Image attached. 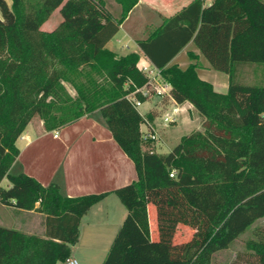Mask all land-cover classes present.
<instances>
[{"label": "trees", "instance_id": "1", "mask_svg": "<svg viewBox=\"0 0 264 264\" xmlns=\"http://www.w3.org/2000/svg\"><path fill=\"white\" fill-rule=\"evenodd\" d=\"M117 1L119 18L105 0H0V181L11 183L0 185V202L45 214L43 235L0 225V264H62L83 215L106 195L68 197L57 183L10 172L17 139L36 115L52 130L99 110L135 163L137 179L116 189L127 214L102 264H211L264 216V83L236 78L244 64L264 65V0H191L137 41L176 102H191L203 117L204 129L183 135L167 153L142 148L146 119L127 97L148 80L140 55L108 47L139 2ZM58 7L63 21L41 30ZM192 40L212 68L229 75L226 93L200 78L197 64L171 63ZM180 225L193 232L177 241ZM254 250L264 264V240Z\"/></svg>", "mask_w": 264, "mask_h": 264}, {"label": "crops", "instance_id": "2", "mask_svg": "<svg viewBox=\"0 0 264 264\" xmlns=\"http://www.w3.org/2000/svg\"><path fill=\"white\" fill-rule=\"evenodd\" d=\"M153 1L155 0H139L128 17L136 8H142L148 2ZM190 1L183 4L176 2L171 5L167 0H158L155 8L162 16L151 32L161 24L163 17L176 13ZM212 1L206 0L204 4H211ZM145 29L146 24L141 30L139 28L127 30L129 39L136 46L132 51L124 50L129 48V40L122 45L121 49L114 47L111 40L108 47L120 55L136 52L140 55L139 65L143 63L153 65L137 43L139 39L148 37V35L146 37L143 35ZM190 44H193V47ZM171 63H176L183 69L195 63L200 78L211 82L214 88L217 85L218 88L215 90L218 92L228 91L229 75L227 74V78L215 75L217 76L215 80H210V74L215 69L211 67L193 40L172 59ZM71 95L74 96L72 93ZM137 108L149 125H155L159 129L163 139L154 143L158 145L166 142L168 131L171 130V127L163 122L165 113L173 115L176 120V115L182 116V122L190 124L193 116L199 112L191 102L178 103L171 94L154 93L141 101ZM98 111L86 114L70 124L52 130L45 127L44 120L33 118L17 139L20 153L10 169L11 171L14 166L18 165L19 173L29 174L43 185L57 183L64 196L76 197L84 194L106 193L83 215L78 240L71 246L70 256L77 258L80 264L103 263L127 214V208L117 195L116 189L135 181L138 177L134 161L114 139L108 124L98 115ZM202 120L201 115L200 124L195 128H201ZM146 122L141 124L142 134L147 129ZM56 134L58 135L55 136ZM145 144L146 140L142 142L144 150H146ZM5 180L9 186L11 184L9 179L5 178ZM38 205L39 203L36 207ZM4 208L12 209L13 221L3 218L0 214V225L43 235L45 231L44 213L35 209L21 210L0 202V212ZM149 222L151 233L154 234L156 210L152 205L149 206Z\"/></svg>", "mask_w": 264, "mask_h": 264}, {"label": "rangeland", "instance_id": "3", "mask_svg": "<svg viewBox=\"0 0 264 264\" xmlns=\"http://www.w3.org/2000/svg\"><path fill=\"white\" fill-rule=\"evenodd\" d=\"M9 4L12 3V0H7ZM107 3V9L110 13L119 18L121 15V6L117 0H105ZM188 0H167L169 4H174L176 2H181V4L187 2ZM158 0L153 2H148L147 5L143 6L142 8H136L135 11L129 16L122 24L117 32V34L111 39V43L117 49H121L122 45L129 40V48H125L124 50L129 52L136 48L133 41H131L127 35V30H135L139 28L140 30L146 24V29L144 30V37L151 33V29L154 28L160 21V14L155 6L157 5ZM153 3V4H152ZM61 7L56 8L51 15L42 22L40 25V29L44 31H51L56 29L59 24L63 21V16L60 12ZM120 40V42L118 41ZM191 47H193V44ZM215 75H221L223 77H228L227 73L212 70L210 74V80L214 81ZM236 78L238 81L243 83H264V65L262 64H244L240 66L237 70ZM63 85L69 91V93L76 95V90L74 89L73 85L67 81H63ZM217 86V85H216ZM215 88H218L216 87ZM226 88V87H225ZM223 90V89H222ZM225 90V89H224ZM197 114L193 116L192 122L190 124H185L182 122V116H178L177 120L173 115H169L174 117L175 120L173 121H166V116L168 114L165 113L163 122L167 123L171 128L168 131V139L162 145L154 144L159 142L161 138L159 129L155 125H150L147 127L146 131L149 129H153L156 134L157 138L154 140H146V150H155L162 153L169 152L172 147L178 143L180 136L188 133L190 130H203V125L201 128H195L200 123L201 114L196 112ZM98 115L103 118L102 114L98 111ZM185 118V116L183 115ZM34 119L39 120L42 119L39 115H36ZM177 123H174L176 122ZM203 121V120H202ZM173 123V124H170ZM195 128V129H194ZM191 131V132H192ZM158 145V146H157ZM12 174H19V166L16 165L10 171ZM0 185L7 186V180L5 178L0 181ZM38 203V202H37ZM36 203V204H37ZM153 206V205H152ZM0 212L3 218H7L8 220L13 221V211L10 208H4ZM35 230V229H34ZM193 232V229L186 227L184 225H180L177 231V241L186 240L188 239ZM156 230L154 234L156 235ZM261 240H264V216L255 220L243 233H241L230 245L228 248L217 251L214 253L211 264H260L259 259L256 255L254 250L255 245H257Z\"/></svg>", "mask_w": 264, "mask_h": 264}, {"label": "built area", "instance_id": "4", "mask_svg": "<svg viewBox=\"0 0 264 264\" xmlns=\"http://www.w3.org/2000/svg\"><path fill=\"white\" fill-rule=\"evenodd\" d=\"M204 2L206 0H203ZM141 71L147 76L148 80L147 82L140 86L136 87L134 91L128 94V98H130L136 107H138L141 104V100L137 98L136 94L141 93L146 98L150 97L152 94H158V95H165L170 94L171 85L166 82L162 75L161 71L158 67L151 65V64H141L139 65ZM166 121H173L175 120L174 117H171L169 115L166 116ZM147 123V122H146ZM147 127H150V125L147 123ZM56 134L55 136H57ZM143 137L145 140H154L157 138V134L153 129H149L148 131H145L143 133ZM152 151V150H151ZM175 174L174 171L170 174L173 176ZM62 264H80L79 260L73 256L67 257Z\"/></svg>", "mask_w": 264, "mask_h": 264}]
</instances>
